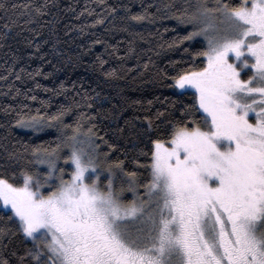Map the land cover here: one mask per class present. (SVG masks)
<instances>
[{
	"label": "snow or ice",
	"instance_id": "obj_1",
	"mask_svg": "<svg viewBox=\"0 0 264 264\" xmlns=\"http://www.w3.org/2000/svg\"><path fill=\"white\" fill-rule=\"evenodd\" d=\"M98 4L100 12L84 9L95 14L92 27L116 28L119 18V30L142 40L138 25L173 19L184 26L172 29L165 44L193 42L182 48L189 56L169 61L171 75H163L192 101L181 105L182 115L161 121L162 133H153V118L143 117L149 144L146 150L142 140L133 145L146 157H133L135 170L110 155L117 145L98 129V113L79 110L93 107L87 93L76 92L81 100L68 97L54 109L51 99L41 100V108L13 109L11 123L19 129L55 131L38 143L18 140L22 147L10 155L18 167L0 172V210L11 221L0 225V264H264V0H168L141 3L139 11L129 3ZM21 7L26 13L14 11ZM0 12L6 21L0 40L11 31L13 16L27 14L25 23H33L49 14L48 4L35 0H0ZM77 27L84 34L89 24ZM158 34V28L147 33ZM14 72L20 80L27 69L16 72L13 63L9 74ZM40 74L27 73L32 79ZM35 88L50 91L38 81ZM62 89L63 83L51 89L53 96ZM161 115L157 111L156 119ZM17 234L22 248L10 247Z\"/></svg>",
	"mask_w": 264,
	"mask_h": 264
},
{
	"label": "trees",
	"instance_id": "obj_2",
	"mask_svg": "<svg viewBox=\"0 0 264 264\" xmlns=\"http://www.w3.org/2000/svg\"><path fill=\"white\" fill-rule=\"evenodd\" d=\"M24 2L25 0H9V3ZM35 2L47 3L49 14L42 19L36 17V22L33 23H25L29 19L27 14L13 16L15 23L11 25V31L6 39L0 40V77H7L0 79V172L18 167L10 159L11 153L22 147L21 143H17L18 140L38 143L41 139H50V134L55 131L46 129L44 132L33 133L31 130L16 127L11 122L15 111L21 110L20 105L28 104L32 109L41 108V100L51 99L54 109L57 103L65 102L68 97L75 96L76 92L81 96L87 93L93 97L88 101L93 105L92 108L85 106L79 110L98 113L94 117L98 129L106 139L117 145L110 151V155L113 158L119 156L124 159L126 167L137 169L133 157L142 161L146 157L133 150V145L142 140L140 147H145L146 150L149 144L147 136L142 134L143 126L147 124L143 117H152L154 125L158 126L154 127L152 132L162 133L164 125L161 121L165 117L170 119L172 116L182 115L183 113L178 111L181 105L192 101L190 94L178 95V92L169 86L170 76L163 75L165 71L171 75L173 65L169 61L183 63L189 56L182 48L186 45L191 46L193 42L185 41L179 48H168L165 44V41L175 34L172 29L179 32L184 26L177 27L173 19L158 20L155 25H148L147 28L138 25L136 31L145 36L142 40L139 36L119 30L118 26L124 23L119 18L114 21L116 28L109 27L105 30L104 26L92 27L90 22L95 19V14L89 15L84 9L95 8L96 12H100L102 6H99L98 0H35ZM107 2L114 5L129 3L133 6V11H139L141 3L163 4L168 0H107ZM154 10L150 7V11ZM14 11L26 13L22 7ZM81 12L84 14L80 15ZM5 22L3 13L0 12V31H4L2 25ZM85 23L89 24V27L81 34L77 25ZM162 26H167L169 31L164 32ZM156 28L159 29L158 35H147L148 31ZM94 39H99L103 43L93 44ZM34 44H38L39 48L34 47ZM160 44H165V47L160 48ZM130 47L134 49L133 52L128 51ZM98 57H103L107 63L100 65ZM199 59L202 58H198V62ZM149 60L151 63L145 70L143 65ZM13 63L16 72H19L21 67L27 69V72L21 73L20 80L15 79V72L9 74ZM34 69H40L41 74L34 79L29 78L27 73ZM110 69H115V74L106 76L104 72ZM37 81L41 85H46L50 91L35 88ZM61 83L65 85V89L61 90L62 94L53 96L51 89H59ZM17 88L20 89V95H16ZM29 89L34 91L29 92ZM25 92L28 96L35 94L40 99L32 101L24 95ZM81 96H75V99L79 101ZM9 105L12 108L9 109ZM5 109L8 111L5 112ZM157 111L163 113L159 119H156ZM137 117L141 119L137 120ZM125 121L130 123L126 125ZM120 128L124 131L119 132ZM101 149L109 151L108 146L104 144H101ZM125 195L131 197V193ZM4 224L11 226V221L6 220L5 213L0 210V225ZM10 239L12 241L10 247L22 248L19 234Z\"/></svg>",
	"mask_w": 264,
	"mask_h": 264
},
{
	"label": "rangeland",
	"instance_id": "obj_3",
	"mask_svg": "<svg viewBox=\"0 0 264 264\" xmlns=\"http://www.w3.org/2000/svg\"><path fill=\"white\" fill-rule=\"evenodd\" d=\"M175 92H178V90H176V89H173Z\"/></svg>",
	"mask_w": 264,
	"mask_h": 264
}]
</instances>
